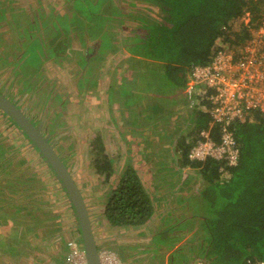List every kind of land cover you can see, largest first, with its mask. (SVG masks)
I'll return each instance as SVG.
<instances>
[{
	"label": "trees",
	"instance_id": "obj_1",
	"mask_svg": "<svg viewBox=\"0 0 264 264\" xmlns=\"http://www.w3.org/2000/svg\"><path fill=\"white\" fill-rule=\"evenodd\" d=\"M148 1L159 11V17L155 20L140 15L138 11L135 14L128 11L122 0H0V26L3 23L11 25L8 26L9 34L7 31L5 33L13 39L19 37L16 42L24 35L11 34L15 30L21 32L22 26L17 24V19L23 18L24 27L30 29V32H34L35 26L39 25L48 29L45 31L43 28V32L35 30L36 34L43 33V44L41 53L39 51L33 54L39 57L37 68L42 60L46 61L45 75L34 85L6 87L9 82L4 86L3 75L7 73L9 66L5 67L6 64L0 63V85L3 84L7 90L0 92L20 108L26 104L24 100L27 99L30 107L29 109L27 105L25 110L27 117L48 136L56 153L62 158L80 188L94 235L104 233L109 226H146L156 210L163 209L164 213L167 211L163 201L164 198L167 200L170 193L156 189L152 179L150 181L147 175L144 177L142 163L150 159L146 156L145 144L139 145L140 151H135L134 148L127 150L123 163L115 165L113 158L105 151L101 135L98 134L94 139L92 175L89 170L84 171L76 166V160L69 152L74 148L73 142L68 140L66 135L57 136V132L55 133L57 125L64 124V120L54 121V118L48 117L47 111L41 115L42 108L34 96L36 89L40 88L50 100L63 93L54 88L53 82L48 85L51 80L48 78L50 70L58 65L59 68L75 74L73 76H81L84 83L81 86L88 89H83L82 93L89 94L90 86L100 92V83L103 82L102 68L109 66L108 58L111 56H115V59L120 57L113 67H108L111 73L108 76L107 91H113L114 95H119V91L124 89L133 92L136 90L137 79L146 78L142 87V104L145 106L143 109L139 105V112L152 111L160 115L167 110L165 111V107L163 109L158 101L169 103L166 109L174 107V99L171 102L168 98L171 93L187 87L193 65L209 63L219 50L238 53L264 15V0ZM70 9L76 12L70 21L71 28L67 29L62 22L66 16L71 15L68 13ZM246 17L247 20L244 19ZM94 23L106 26V30L98 33L97 28L94 30ZM69 33L71 40L78 38L76 45L71 44L73 41L70 43L66 40ZM0 34L2 35V32ZM23 40L27 38L24 37ZM67 49L71 50L70 53ZM33 51L29 48L28 56ZM150 72H154V75L156 73L159 76L158 81L161 79L162 83L158 84L157 77L155 81L150 80ZM28 80H31V77ZM151 82L157 83L155 87L151 88L154 85ZM44 83L46 87H43ZM167 86L169 88L166 89ZM62 87L64 86L61 84L60 88ZM17 89L20 92L15 91ZM76 89L77 95L65 92L66 96H62V102L57 103L58 106L61 105L58 107L60 117L64 115L63 110L69 101L80 100L81 89ZM11 91H15L16 98L10 97ZM203 104L204 101L194 104L189 113L187 111V125L179 130H187L186 133L176 135V127L173 131V127L162 132L155 130V136H152L155 140L147 143L150 155L162 148L168 161L162 166L168 168V175L173 176L170 185L176 186L174 190L178 188L184 191L183 197L172 191L176 196L169 198L174 202V206L168 210V218H177L171 226L173 230L167 231V228L163 227L164 232L161 228L157 232L167 233V237H171L167 240L165 248L167 245H175L172 235L177 234L178 227H182L181 231L190 233L186 238L189 244L184 249L189 252L187 248H190L189 255L195 264L199 259L209 264H250L254 260H264V112L256 109L250 120L227 124V130L232 131L238 147L236 163L230 164L225 158L207 156L204 159H193L189 156L191 147L196 144L197 138H201V130H207L209 137L216 141H219L221 136L222 125L211 119L209 111L202 108ZM179 105L181 103H178L177 107ZM120 106L125 107L120 104L119 108ZM206 106L209 107L208 102ZM0 113L27 140L30 148L44 163L45 169L44 175H39L33 170V166L29 167L32 165L29 153L18 150L15 142L3 144L5 136L0 133V159H4L2 163L9 160V165L2 166L0 171L7 173L11 179L2 181L5 192H0L5 193L0 194V264H69L65 234H73L79 248L82 246L75 211L66 189L44 155L32 146L15 121L1 109ZM51 115L53 116V113ZM47 120L53 124H45ZM163 120V117L157 116L151 123L156 127L162 125ZM119 127L122 126L119 124ZM138 134L137 132L136 135ZM129 137L130 135L127 136ZM170 138L174 141L171 142ZM62 141L64 145H61ZM126 144L131 148L129 142ZM10 151L16 153L15 159L10 160L13 155L7 158ZM132 151L136 154L144 153L143 157H138L141 165ZM8 167H11L10 171L6 170ZM145 167L147 169L148 164ZM185 168L187 169L181 171ZM93 175L102 178L99 183L101 188L98 190L90 178ZM47 179H51V182L47 183ZM164 181L167 183L170 180ZM54 191H57V196L52 195ZM179 198H183L181 203L177 202ZM65 213L68 214L67 217L64 216ZM65 217L71 220L68 232L63 228ZM182 221H185V224H182ZM156 225L164 224L161 222ZM152 232L150 230L149 234ZM153 238L158 240L155 235ZM181 246L178 244L177 248ZM98 249L102 250L100 246ZM130 256L129 263L136 264L139 258L133 253H125L123 259Z\"/></svg>",
	"mask_w": 264,
	"mask_h": 264
},
{
	"label": "rangeland",
	"instance_id": "obj_2",
	"mask_svg": "<svg viewBox=\"0 0 264 264\" xmlns=\"http://www.w3.org/2000/svg\"><path fill=\"white\" fill-rule=\"evenodd\" d=\"M122 1L125 4L128 11H132V13L134 12V14L137 13V11H138V13H141L140 15L146 16L150 20L151 19L155 20L157 17H159L158 9L155 7V5L150 4V2L148 0H122ZM131 4H133V7H131ZM69 12L71 13V15L66 16L64 18L65 20L62 22L64 24V27L67 29L69 27L71 28L72 23L70 21L73 20L72 17H75V15H73V13H75L76 11L74 9H70L68 11V13ZM85 17H87L88 20L90 19L87 15H85ZM76 19H78V18L76 17ZM244 19L247 20V17ZM17 21H18L17 24L22 26V28H21L22 33L17 32L15 30V31H12L11 34H14V33H16L17 35L18 34L19 35L24 34V35H22V37L23 38L25 37V39L27 38V40L24 41L22 38L20 41L16 42L17 40H19L18 36H17L18 39H15V38L13 39L11 36L8 37V35H7V34H9V29H8L9 27L8 26H11V25H6L5 23H3V25L0 26V28H1L0 32H2V35L0 34V63L6 64L5 67L9 66L7 73H5V75H3L5 77L4 82H3L4 86H5L6 82H9V83H7L6 87H8L10 85V86H14V87L19 88L20 86H24L26 84L34 85L36 83V81L40 79V77L42 78L45 75L44 68L47 66L46 61L42 60L41 64L37 68V63L39 62V60H38L39 57H38V55H33V54L38 53L39 51L41 53V50H42L41 44H43L42 39H41V36L43 35L42 32L44 31V29H45V31L48 29L46 26L44 27L43 25H39V26H35V29H33L34 32L33 31L30 32L29 31L30 29L27 30L26 27H24L25 20L23 21V18L17 19ZM0 23H2L1 20H0ZM93 26H94L95 31H96V28L98 29V31H99L98 33H101V31H103L104 29L106 30V26L103 27V26H101L100 23H94ZM36 29L41 30L42 32L41 33L38 32V34H36L35 33ZM29 32H30V34H29ZM25 34L26 35L28 34L29 36L28 35L26 36ZM69 35H70V33L68 34V37H66V40L70 41V43L73 41V43H71V44L76 45L78 38L75 37L74 39L71 40ZM11 40H13V41L11 42ZM80 43L82 45V42H80ZM1 47H5V49H1ZM29 48H30V50H34V51L32 52V54L30 53L28 56L27 51L29 50ZM70 51L71 50L67 49L68 53H70ZM35 58H36V60H35ZM119 58L115 59V56H111L110 58H108V62L110 63V64H108L109 65L108 67H113L115 65L116 61L119 60ZM82 61L83 60L81 59V64H82ZM78 62L80 63V60H78ZM111 64H112V66H111ZM105 67H106V69H105ZM108 67L104 66L102 68V71H101V77L103 79V82L100 83V85H101L100 89L102 91L97 92L94 90V88H91V86H90L89 94H86V93H82L83 89H85V90H88V89L81 86V84H84L81 81L82 80L81 76H79V77L73 76L75 74H71L67 70H63L62 68H59L58 65H56L53 70H50L51 74L48 73V78H49V80L51 79L50 82L48 83V85H51V82H53L54 88L57 90L60 89L63 93L57 94L56 96H54L50 100V98L45 97L46 94H44L43 90H41L42 88L36 89L34 96H35L37 102H39V106L42 108L41 109V115L47 111L46 113H47L48 117L54 118L55 119L54 121H56V120L57 121H63L64 120V124L57 125L55 133L57 132V134H58L57 136L66 135L68 140H71L73 142L74 148L71 151L69 150V152L71 153V156L76 160V166L78 168L81 167L84 171L89 170L91 175L93 172L91 162H92L93 158L95 157V149L93 148V146L95 144L94 139H95L96 135H98V134L101 135V141H103L105 151H106V153H108L110 155V157L113 158L115 165H121L123 163L125 154H127V150L133 149L132 145L130 146L131 148H129V145L126 143H128L131 140L135 141V143H137V144L134 147H136V148H139V145L145 144V146H147V149H146L147 155L146 156H148L149 158H152V160H149L147 162L148 167L150 168L149 173H150V177L152 179V182L156 186V189H162L165 192H167V189H169L171 187L170 184H172L173 176H172V174L168 175L169 174V173H167L168 168H163V166H162V164L164 165V163L166 164V162H168L167 158L165 157L166 155L164 154V151L162 150V148L158 149L159 152L157 150V153H155V154L153 153V155L152 154L150 155L149 151H148V144L147 143L155 140V138L152 136H155L153 134H155L156 131L161 130V132H162V131H165V129L167 130L171 126H175L177 128L178 126L182 125L183 122L187 123V121H186L187 111L189 113V111L191 110V107H194L197 104L194 102V100H191V99L187 100L185 96L180 95L178 97V99L174 102V107H172V108L166 109L168 107L169 103H167V102L164 103V101L163 102L158 101V104L160 106L162 105L161 107L163 109L165 107L164 110L165 111L167 110L166 113L163 112L162 114L157 115V113H153L151 111L152 113L142 115L141 111L139 112V105H141L144 109L145 105L142 104V100L144 101V98H143L144 92H142L143 91L142 87L145 85L144 79H146V78L139 77L137 79V81H136L137 86H136L135 91L127 92L123 88L124 91L120 90L119 95H114L113 91H109V90L107 91V89H109V87H108V76H109V73H111V70H108ZM150 73L148 74V76H149L148 78H151L150 80L155 81V77H157V81H158L159 76H157L156 73L154 75V72H150ZM118 76H119V74H117V77ZM30 77H31V80H28ZM25 80H27V81H25ZM40 81H42V80H40ZM163 81H165V80H163ZM159 83L160 84L162 83L161 79L158 81V84ZM61 84L64 86V87H62V89L60 88ZM86 84H88V82H86ZM117 84H119V83H117ZM117 84L115 87H117ZM152 84H154V85H152L151 88H153V86L155 87V85L157 83H152ZM42 85H43V87L47 86L45 83ZM77 87H78V89H81L80 90V100L76 99V100L69 101L70 103L67 104L63 110L64 115L62 117H60L59 116L60 115L59 108L61 107V105L58 106L57 103L62 102V96H66L67 92L68 93L73 92L74 96L77 95L76 94L77 93L76 92ZM3 88H4L3 84L0 85V90H2L4 92L7 91L6 88H4V89ZM167 88H169V86H167L166 89ZM15 91L20 92V90H18V89ZM15 91H11L12 93H10V97L12 99H13V97L16 98L15 97ZM9 92L10 91H8V93ZM42 92H43V94H42ZM41 94H42V96H40ZM17 95H18V93H17ZM193 96L194 95L192 93L191 97H193ZM112 99H113V101H111ZM26 100L27 99L24 100L26 104H23V106H21L22 107L21 109L24 113L26 112L25 110L29 107V104H27L28 101H26ZM94 101H96V102H94ZM178 103L179 104L181 103V105H179V107H176ZM120 104L122 106H125V107L121 108V106H120V108H119ZM27 105H28V107H27ZM183 105H185V107H183ZM47 107H48V109H47ZM146 108L147 107H145V109ZM29 109H30V107H29ZM51 113H53V116L51 115ZM156 115L163 117L164 122L162 121V125L156 126V127H155V125H153L152 128H151V125H149L148 128H150L151 130L148 131V135L140 136V137H139V135H136L137 131L139 130L138 126L140 125V122L141 121L145 122V123L152 122L153 118L157 117ZM58 116H59V118L57 119ZM117 118H118V120H116ZM5 119L6 118L0 113V133L5 136V140L2 141V143L8 145V144H13L15 142L18 146V150H20L23 153H27V154L29 153L28 157L31 160L30 163L32 164V165H29V167L33 166L32 167L33 170H36L39 175H44V173H45L44 163L41 161L39 156L34 152V150L30 148L31 146L28 145L27 140L24 139L21 136V134L14 128V126L9 124V122H7V120H5ZM110 119H113L114 126L119 130V132L122 133V134L120 133V135H121L120 139L122 141L117 140L118 137L114 134L115 130L112 129V127H110L111 125H109V123H108V122H110ZM56 122H55V124H56ZM47 123H49L50 125L53 124V123H51V121H48V120H47V122H45V124H47ZM120 123H123L122 127H119ZM137 124H138V126H137ZM148 124H150V123H147V125ZM109 129H111V131H109ZM140 131L143 132V130H140ZM171 131H173V129H171ZM186 131H184V133H186ZM132 132H133V134H130ZM43 133H44V131H43ZM150 134H152V135H150ZM128 135H130L129 138H127ZM170 141L172 142V140H170ZM122 142H124L127 146ZM61 145H64L63 141L61 142ZM158 145L161 146V144H158ZM12 147H14V146H12ZM58 148H60V145H58ZM11 149H13V148H11ZM137 150L140 151V149H137ZM55 152H56V150H55ZM59 152H60V150H59ZM132 153L134 156H136V159H137L136 161L139 160L138 157L144 156L143 155L144 153H142V152H139V154L137 152V154H136L135 152L132 151ZM11 156H12V158L10 160L15 159L14 156H16V153L15 152L13 153L12 151L8 152L7 158H10ZM142 159H144V158H142ZM3 161H4V159L0 161V168H2V166H8L9 165V162H8L9 160H7L5 163H2ZM141 163L142 162H139L140 165H141ZM143 164H144V166H143L142 170H144L143 174L145 175V173H147V170L145 167L146 162L142 163V165ZM159 168H161V169H159ZM186 169L187 168L182 169L181 171L186 170ZM6 170L10 171L11 167H8ZM175 170H177V169H175ZM11 172H13V170ZM165 175H168V177ZM8 177L9 176L7 175V173L0 171V189H1L0 192H5V185H4V182H2V181L7 179ZM90 178H92V181H94V187L96 188V190L100 189L101 185L99 183L102 182L101 181L102 178L100 176H99V178H97V176H94V175L90 176ZM9 179L10 178H8V180ZM164 179L166 181H169V180L170 181L166 183L164 181ZM12 182H13V180L9 181L8 183L11 184ZM14 182H16V181H14ZM46 182L47 183L51 182V179H47ZM0 194L3 195L5 193H0ZM52 195L57 196V191H54V193ZM159 212H161L160 217H161V219H162L161 221L164 225L163 226L162 225L157 226V225H155L156 222H154L155 226L150 227L151 228L150 230L153 231L152 234H150V235H152V236L155 235V238L158 237V240L154 239V238L153 239L149 238L150 241L147 243L148 246L150 245L149 248L147 247L148 248L147 253L151 257L153 255L154 258H156L157 257L156 254L160 253V252H159V250L157 251L155 248H152V247L155 245L157 246V244H158L157 248L164 249L162 246H164V243H166L167 240H170V238H171V237H167V236H169L167 233L158 234V232H157L158 228H161V230L163 232H164V230L162 229L163 227H166L167 231H169L170 229L173 230V227L171 228V226L177 220L176 217H172V216H170V218H168L167 213L165 214L161 209H159ZM65 215L67 217L68 214L65 213L64 216ZM66 217L64 220L65 222L63 224L64 225L63 228L66 229L68 232L70 229L68 227L71 223L70 222L71 220L66 218ZM140 234H142V233H140ZM160 237L162 238V240ZM71 241L75 242L74 237L72 239L71 238L68 239V237H67L68 257L69 258H70V253H72L74 251V249L70 246ZM174 241H176V240H174ZM188 242L189 241H187L186 239L181 241L182 246L180 245L181 247L177 248V249L174 245H167L166 246L167 248H165V249H167V251L168 250L171 251V253H172V255H170V259L172 260V264H190V260H191V255H189V253H191L190 248H187V249H189L188 254H187V250L184 249L185 246L189 244ZM101 243H102V241H101ZM159 243H162V244H159ZM109 250H111V249H109ZM82 261H83V258L81 256V252H78L77 254L74 255V258L69 260V262H70L69 264H81Z\"/></svg>",
	"mask_w": 264,
	"mask_h": 264
},
{
	"label": "built area",
	"instance_id": "obj_3",
	"mask_svg": "<svg viewBox=\"0 0 264 264\" xmlns=\"http://www.w3.org/2000/svg\"><path fill=\"white\" fill-rule=\"evenodd\" d=\"M187 86L196 93L194 102L204 101L202 108L209 111L213 121L222 125L219 141L210 138L207 130H201V138H197L189 156L193 159L213 156L236 163L238 147L227 124L250 120L256 109L264 112V15L238 53L219 50L209 63L193 65ZM70 246L74 251L69 260L78 252L84 257L76 242L71 241ZM100 261L101 264H124L117 253L109 249L100 250ZM83 262L84 258L81 264ZM196 264L209 263L199 259ZM250 264H264V260H254Z\"/></svg>",
	"mask_w": 264,
	"mask_h": 264
},
{
	"label": "crops",
	"instance_id": "obj_4",
	"mask_svg": "<svg viewBox=\"0 0 264 264\" xmlns=\"http://www.w3.org/2000/svg\"><path fill=\"white\" fill-rule=\"evenodd\" d=\"M192 93L194 95L193 97H191ZM195 94L196 93L193 92L192 90L190 91L188 86H187L184 90L177 91L176 93H171L169 98H168V100L172 102V99H174V102H175L180 95L185 96L187 100H189V99L192 100L193 98H195V96H196ZM183 107H185V105H183ZM140 111H141L142 115L151 113V112H145V111H142V110H140ZM188 117H190V114H188ZM118 118H117V120H118ZM188 121H190V119H188ZM108 123H109V125H111L110 127H112V129L115 130L114 134L118 137L117 140L122 141L120 139L121 138L120 132H118V130H116L117 128L114 127L113 119H110V122H108ZM149 123L150 124L147 125V123L143 124L142 121L140 122V125L138 126V128H139V130H143V132L137 131L139 133L138 134L139 137L148 135V131L150 130V128H148V126L151 125V127H152V125H153L151 122H149ZM120 125L122 126L123 123H120ZM186 125H187L186 122H183L182 125L178 126V128L175 129L174 133L176 135H178V134L180 135V134L184 133V131L180 132L179 130H180V128L183 129L184 127H186ZM171 127H173L172 129L175 128V126H171ZM109 131H111V129H109ZM173 139H172V142L174 141ZM170 140H171V138H170ZM122 143H124V142H122ZM129 144H130V146L132 145V148H135V150L139 149V148L134 147L137 144V143H135V141L131 140V141H129ZM149 160H152V158H150ZM146 164H147V162H146ZM146 170H147V173H145V175L144 174L143 175H144V177L146 175H147V177L149 176V179L151 181V177H150V173H149L150 168L147 167ZM177 187H180V186H177ZM174 188H176V186H171L169 189H167V192L170 193V195L167 196V200L164 198V201H163L164 204L166 205L165 208L167 210V211H165V214L166 213L168 214V210L173 208V205H174L173 203L174 202L172 201L173 202L172 203L169 200V198H172V195H173V197H175L176 195H180V197H183V192L184 191L182 192L178 188L174 190ZM172 191H174L177 194L174 195L175 193L173 194ZM181 199H183V198H179V200H177V202L181 203ZM176 203H175V205H176ZM178 203H177V206L180 207ZM160 216H161V214L159 213L158 210H156L155 215H153V217L150 220L147 221L146 226L143 225L142 227H138V228L137 227L112 228L111 226H109V227L106 228L104 233H98V234L94 235L96 243H97V246L98 247L100 246L101 249H111L114 252H116L117 255L119 256V258H121V260H122V262L124 264H130L129 262H131L130 261L131 260V256H130V258L123 259V255L125 253L126 254L133 253V255L138 256L139 260H137L136 264H172V260L170 259V255H172V253H171V251H169V250L167 251V249H165L166 243H164V246H162L164 249H161V248L159 249V248H157L156 245L152 247V248H155L157 251L159 250V252H160V253L156 254L157 255L156 258H154L153 255L151 257L147 253L148 252L147 250H148V248L150 246V245L148 246L147 243L150 241L151 238L153 239V236L149 234V231L151 229L150 227L152 226V224L154 225V222H156V224L162 222L161 221L162 219H161ZM174 216H176V215H174ZM181 223L185 224V221H182ZM181 228L182 227H178L177 228V231H178L177 234L175 233V234L172 235L174 240L176 239L175 245H174L176 248L178 247V244L181 245V241H183L186 238H188V236L190 234V233L181 231ZM158 230H159V228H158ZM140 233H142V234H140ZM65 236L69 237L70 234H68V235L65 234ZM72 236H73V234L70 237L73 238ZM101 241H102V243H101ZM135 245L136 246L139 245V246H137V248H135L134 247ZM188 253L189 252L187 251V254ZM190 264H195V261H193L191 259L190 260Z\"/></svg>",
	"mask_w": 264,
	"mask_h": 264
},
{
	"label": "water",
	"instance_id": "obj_5",
	"mask_svg": "<svg viewBox=\"0 0 264 264\" xmlns=\"http://www.w3.org/2000/svg\"><path fill=\"white\" fill-rule=\"evenodd\" d=\"M0 109L15 121L22 133L28 137L32 146L44 155L50 167L66 189L78 223L82 246L80 249L84 256L83 264H101L100 250L95 240L85 200L74 177L66 167L62 158L55 152L52 142L48 139V136H45L44 133L41 132V129L27 117L18 105L1 92Z\"/></svg>",
	"mask_w": 264,
	"mask_h": 264
},
{
	"label": "clouds",
	"instance_id": "obj_6",
	"mask_svg": "<svg viewBox=\"0 0 264 264\" xmlns=\"http://www.w3.org/2000/svg\"><path fill=\"white\" fill-rule=\"evenodd\" d=\"M113 251V250H112Z\"/></svg>",
	"mask_w": 264,
	"mask_h": 264
}]
</instances>
